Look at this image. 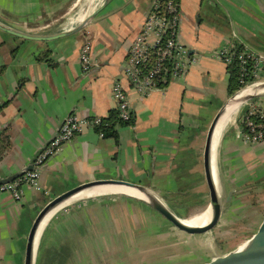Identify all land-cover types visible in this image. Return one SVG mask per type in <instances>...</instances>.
<instances>
[{"label":"crops","instance_id":"crops-1","mask_svg":"<svg viewBox=\"0 0 264 264\" xmlns=\"http://www.w3.org/2000/svg\"><path fill=\"white\" fill-rule=\"evenodd\" d=\"M89 1L0 0V23L26 34H57L77 24L71 17L79 4L87 8L97 2L93 9L103 4ZM152 1L107 0L79 31L51 40H28L0 29V134L8 143L0 141V178L23 171L68 114L107 116L116 108L114 82L125 89L131 110L130 122L116 125L115 137L100 136L86 125L60 145L42 164L38 188L21 185L20 199L0 191V264H24L37 213L53 197L90 180L139 183L167 204L172 197H181L179 204L193 202L191 196L209 198L205 136L229 97L227 63L217 53L239 44L264 57V0H179V42L191 51L192 61L183 77L143 95L127 81L124 65ZM85 41L90 43L91 66L82 71ZM263 98L249 102L264 111ZM240 117L241 110L211 151L215 178L224 190L230 188L227 199L264 187V141H245ZM124 203L131 206L123 197L89 196L53 211L39 232L34 264L97 261L101 243L106 250L108 224L119 228L112 214Z\"/></svg>","mask_w":264,"mask_h":264},{"label":"built area","instance_id":"built-area-1","mask_svg":"<svg viewBox=\"0 0 264 264\" xmlns=\"http://www.w3.org/2000/svg\"><path fill=\"white\" fill-rule=\"evenodd\" d=\"M180 4L179 0H153L146 13L139 33L131 42L124 73L131 87L141 94L160 87L185 75L187 64L192 59L186 48L179 42ZM218 56L228 64L234 55L230 46L218 50ZM240 81L249 84L264 73V57L251 51L242 50L238 54ZM248 63L251 66L248 68ZM80 66L87 71L91 66L90 43L85 41L80 47ZM251 75V81L245 77ZM112 96L116 101L118 118L127 122L131 119L129 100L119 81L113 83ZM247 111L240 119V135L245 141H264V111L249 103ZM102 117L81 118L75 113L68 114L62 121L53 138L38 154L33 162V169L25 171L14 180L0 184V191H9L15 199L21 198V185L30 184L38 188V176L42 164L64 142L80 133L86 125L96 128ZM103 136L101 131H98Z\"/></svg>","mask_w":264,"mask_h":264},{"label":"rangeland","instance_id":"rangeland-1","mask_svg":"<svg viewBox=\"0 0 264 264\" xmlns=\"http://www.w3.org/2000/svg\"><path fill=\"white\" fill-rule=\"evenodd\" d=\"M83 3L77 6L78 10L74 15L72 14L76 9L71 14L75 23L78 22L76 19L82 11L86 10L87 15L97 2L87 9ZM262 80L264 73L251 83ZM240 110L241 108L231 119L238 115ZM216 182L221 200L220 217L213 228L201 234H188L175 228L144 201L126 198L131 196L125 194L106 195L123 197L132 207L125 206L124 203L122 210L117 208L116 213L112 214L117 218L118 231L108 224L106 250L104 251L101 243L100 256L91 264H166L169 261L172 263L173 260L177 262L184 255L224 248L247 239L256 231L264 215V187L251 192L243 191L242 195L227 199L230 188L224 190L222 181L216 178ZM188 198H192L193 202L179 204L181 197L168 199V204L164 202L182 219L198 214L209 206V198L206 196L202 201L194 196ZM177 208L180 210L175 211ZM91 215L94 217L93 212ZM109 233H116V236L112 237Z\"/></svg>","mask_w":264,"mask_h":264},{"label":"water","instance_id":"water-1","mask_svg":"<svg viewBox=\"0 0 264 264\" xmlns=\"http://www.w3.org/2000/svg\"><path fill=\"white\" fill-rule=\"evenodd\" d=\"M102 1H103V4L101 6L93 9L91 12L85 15V17L79 20L74 27H72L71 29L67 31H62L57 34H52V35L26 34V33H21L19 31H16L7 26H4L1 23H0V29L10 34H13V35H16V36H19L21 38H25L28 40L41 41V40H51V39L63 37V36L70 35V34H73L79 31L81 27L83 26V24L86 23V21H88L99 10H101L102 6L106 3L107 0H102ZM190 52L191 51L189 50L188 54ZM254 83H259L261 85H264V80L257 81ZM254 83H250V84H254ZM246 85L248 84H245L244 86L240 87L238 90H236L234 93H232L227 98L225 103L219 108V110L216 112V114L212 118L209 124V127L207 129V132H206L205 142H204V147H203V168H204L205 182L208 188L209 207H210V218L206 224L199 226V227H193V226H188L184 224L182 222V218L178 217L174 212H172V210L169 209L168 206L157 195H155L149 188L145 187L142 184L135 183V182L128 181V180H123V179L90 180V181L81 183L79 185H76L74 187H71L67 189L66 191L62 192L61 194L53 197L37 213V215L35 216L31 224V227L27 235L25 253H24V264H34L35 246H36V241L38 238V233L40 232V229H39L40 224L42 223L43 220H45L47 215L54 208H56L58 205L64 202V200H66L67 198L73 196L74 194L86 188L99 186V185H111V184L124 185V186H129V187L138 189L140 192L148 195L147 200L140 199V198L138 199L147 203L152 209H154L163 218L169 221L175 228L182 230L185 233L201 234L213 228V226H215V224L217 223L220 217L221 200H220V195L218 193V189L216 186V178L214 176V172L212 169V163H211L212 136H213V132L216 127V124L221 117L222 112L231 103V98L233 97V95H235L240 89H242ZM261 95H264V93L251 94L246 99L240 101L236 105L237 110L239 108H242L247 103H249V101L252 100L253 98H256ZM48 142L45 144V146L48 144ZM43 148L39 149L33 155L29 164L26 166V168L23 171L16 172L9 176L0 178V184L10 182L14 180L16 177L23 174L25 171L32 170L33 162L38 156V154L43 150ZM149 191L152 192L153 196L149 195ZM166 264H264V215L262 216L260 222L258 223L256 231L247 239L241 242L235 243L231 246L224 247V248H217L214 250L211 249V250H207L205 252L195 254V255L194 254L184 255L181 258H179L177 262L173 260L172 263H170L169 261Z\"/></svg>","mask_w":264,"mask_h":264},{"label":"bare ground","instance_id":"bare-ground-1","mask_svg":"<svg viewBox=\"0 0 264 264\" xmlns=\"http://www.w3.org/2000/svg\"><path fill=\"white\" fill-rule=\"evenodd\" d=\"M95 0H90L89 3ZM103 2V1H102ZM88 3V4H89ZM89 6L87 5V8ZM85 8V9H87ZM86 10L82 11L79 15L78 18L76 19L77 21L83 19L85 17ZM52 26V25H51ZM255 93H264V85H261L259 83H254V84H248L242 89H240L233 97L231 98V103L226 107V109L222 112L220 119L218 120L216 127L213 132L212 136V149L215 146L217 140H219V136L221 134L222 129L225 127V125L231 120L232 116L235 114L237 108L236 105L246 99L248 96L251 94ZM108 194H125L129 195L132 197L140 198V199H148V195L140 192L138 189L129 187V186H124V185H99V186H94L90 188H86L73 196L67 198L62 202L60 205H58L56 208H54L45 218V220L42 221L40 224V230L42 226L44 225L46 219L50 216V214L55 211L56 209L76 200L80 199L83 197H89V196H98V195H108ZM149 195H152V192L149 191ZM153 196V195H152ZM210 218V207L208 206L204 211L199 212L198 214H195L193 216H190L189 218L182 219V222L188 226H193V227H199L208 222ZM39 232V231H38ZM39 235V233H38Z\"/></svg>","mask_w":264,"mask_h":264},{"label":"trees","instance_id":"trees-1","mask_svg":"<svg viewBox=\"0 0 264 264\" xmlns=\"http://www.w3.org/2000/svg\"><path fill=\"white\" fill-rule=\"evenodd\" d=\"M231 52L234 54L232 56L231 62L227 64L226 71L228 74V80H227V93L230 96L232 93H234L236 90H238L240 87L245 85V82L240 81V66H239V59L238 54L242 51V47L239 44H235L234 48L230 49ZM251 66L250 63H248L247 67L249 68ZM251 75H248L245 77V80L251 81L253 77H250ZM248 105H244L241 108V117L245 114L247 111ZM131 120V119H130ZM130 121L123 122L118 118L116 109L110 110L107 114V116L102 118V122L100 125L96 127L98 131H101L103 133V136H116V125L118 124H124L129 123ZM0 137L2 138L0 141L3 143L2 146L7 145V141L5 139V136L3 134H0ZM0 158H1V150H0Z\"/></svg>","mask_w":264,"mask_h":264}]
</instances>
